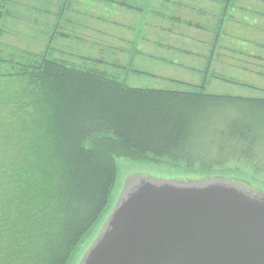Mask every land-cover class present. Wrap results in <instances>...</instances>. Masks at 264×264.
<instances>
[{
	"label": "trees",
	"instance_id": "trees-1",
	"mask_svg": "<svg viewBox=\"0 0 264 264\" xmlns=\"http://www.w3.org/2000/svg\"><path fill=\"white\" fill-rule=\"evenodd\" d=\"M8 52L0 78L17 79L19 94L14 134L0 141V264H70L110 208L120 158L226 181L217 170L236 162L264 184V99L138 89L114 72Z\"/></svg>",
	"mask_w": 264,
	"mask_h": 264
},
{
	"label": "crops",
	"instance_id": "crops-1",
	"mask_svg": "<svg viewBox=\"0 0 264 264\" xmlns=\"http://www.w3.org/2000/svg\"><path fill=\"white\" fill-rule=\"evenodd\" d=\"M6 14L1 39L39 34L44 39L33 42L42 53L34 54L91 69V61H103L125 81L127 68L149 61L162 65L157 79L204 90L233 83L214 75L228 62L264 64V0H25L20 7L13 0ZM224 28L250 33L224 39Z\"/></svg>",
	"mask_w": 264,
	"mask_h": 264
},
{
	"label": "water",
	"instance_id": "water-1",
	"mask_svg": "<svg viewBox=\"0 0 264 264\" xmlns=\"http://www.w3.org/2000/svg\"><path fill=\"white\" fill-rule=\"evenodd\" d=\"M80 264H264V192L134 176Z\"/></svg>",
	"mask_w": 264,
	"mask_h": 264
},
{
	"label": "rangeland",
	"instance_id": "rangeland-1",
	"mask_svg": "<svg viewBox=\"0 0 264 264\" xmlns=\"http://www.w3.org/2000/svg\"><path fill=\"white\" fill-rule=\"evenodd\" d=\"M13 0H0V12L6 14L7 9L10 5V2ZM16 5L19 7L24 5L25 0H14ZM37 1V0H34ZM7 15V14H6ZM226 27V26H225ZM232 28L231 30H233ZM245 29V28H243ZM225 30V31H224ZM229 30L224 28L222 31L221 38H229L226 36ZM249 30H234L230 33H227L231 39L233 38H242L248 39ZM11 36L5 35L4 38L0 39V58L8 59V55L10 54L8 51L17 50V51H25L28 53H42V49H39L38 42H33L34 40L39 41L42 40L43 36L34 35L33 32L21 33L18 38H12L10 41L8 40ZM44 39V38H43ZM230 39V38H229ZM231 43V40H230ZM242 43V42H241ZM8 49L6 51L5 49ZM85 48V52H90L87 47ZM56 50L55 48L53 51ZM68 50V49H67ZM53 55V52H51ZM75 56V55H74ZM50 58H57L49 55ZM92 57L95 58L92 54ZM67 59V58H65ZM231 58L227 60L230 61ZM235 59V58H232ZM225 61V60H224ZM70 63V62H69ZM76 67L82 68L85 67L80 62H75ZM161 64L158 63H135L132 68L137 69L138 71H142L143 74L138 76H133L134 74L127 73L128 76L125 75L127 80L126 84L133 88L138 89H154V90H170V91H179V92H195L198 89L193 88V86H184L178 84H171L163 82L161 79H157L156 75L159 72L160 75L163 73L161 71ZM102 71H106V66H97ZM159 68V71L157 69ZM174 71L172 74L176 75L177 69L173 67ZM213 71V69L211 70ZM169 72H167L168 74ZM176 73V74H175ZM166 74V71H165ZM154 75L156 77H154ZM213 75V74H212ZM214 75L224 78L227 80H231L233 83H219L216 87H212L211 85L206 86L203 90L207 94L211 95H219V96H234V97H244V98H253V99H264V64H254L249 62H237L230 63L223 66L219 70L214 71ZM160 77V76H159ZM212 76L208 77L211 79ZM209 81V80H208ZM210 83V81H209ZM19 94L18 82L15 78H0V141L6 137H12L14 134L15 124L17 119L12 116L13 109V99L15 96ZM11 100V103H9ZM5 140V139H4ZM1 145V143H0ZM1 152V149H0ZM12 151H10L11 153ZM234 163V164H233ZM229 163L225 168L217 170L220 178H226L227 180L237 181L239 185L245 186L248 189H259L264 191V184H262V178L256 179L257 182L251 181L249 178H244L242 174H238L234 171V169L239 165L243 171L247 174H252V169L248 166L245 167L242 164H236V162ZM117 169H118V178L116 181V186L112 195V203L110 204L109 210L106 212L104 217L102 218L99 225L94 228L92 234L88 237V239L79 247L77 253L75 254L73 260L70 264H80L84 255L91 248L96 238L100 234L106 220L113 212L116 203L123 192L126 182L134 177V176H142L144 178H148L151 180H164V181H175V182H191V181H199L207 176L200 171H191L186 170L184 168H174L173 166L163 163L158 164L155 162H143V161H134L125 158H120L117 160ZM213 172H216L213 171ZM211 172V173H213ZM217 173V172H216Z\"/></svg>",
	"mask_w": 264,
	"mask_h": 264
}]
</instances>
